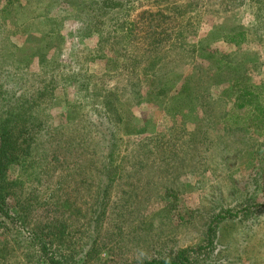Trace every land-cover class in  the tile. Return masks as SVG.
I'll list each match as a JSON object with an SVG mask.
<instances>
[{
	"label": "rangeland",
	"instance_id": "1",
	"mask_svg": "<svg viewBox=\"0 0 264 264\" xmlns=\"http://www.w3.org/2000/svg\"><path fill=\"white\" fill-rule=\"evenodd\" d=\"M103 1L0 0V116L32 125L0 264H264V128L236 106L240 80L264 100V0Z\"/></svg>",
	"mask_w": 264,
	"mask_h": 264
},
{
	"label": "trees",
	"instance_id": "2",
	"mask_svg": "<svg viewBox=\"0 0 264 264\" xmlns=\"http://www.w3.org/2000/svg\"><path fill=\"white\" fill-rule=\"evenodd\" d=\"M5 1L9 2V0H5ZM111 1L113 0H104L102 4L105 5L106 7H109L112 6ZM236 35L240 36L241 38L240 41H236L234 36H231L230 40L228 41L234 42L236 44H240L241 41L243 42L244 40L247 39L246 32L244 31H241ZM236 85L239 87L238 101H242L241 103H238L236 106H239L240 108H243L246 105L250 106L251 110L249 111V113L250 115L253 114L255 116L254 119H256V123L252 127L261 130L262 128H264V100L262 96V91L250 84H245L243 80L238 81ZM184 91L185 89L184 90L182 89V91L179 92V95L183 94ZM117 121L118 122L123 121L121 116L117 117ZM31 128L32 125H30V122H25L13 117L10 118L8 116L6 117L0 116V204L2 205L3 203L8 204L7 199L8 198L11 199V197L13 198V196L16 195L14 197H18V199L16 198L18 201L16 204L13 205H16V207L19 208L16 213L20 215L24 214L23 212L25 211L28 212L29 206L24 205L26 203H21L20 205L19 195L17 194L16 182L15 181L12 182V180L9 178L8 171L10 166L19 164L22 161L29 159L30 156L32 155L30 154V151H28L29 145H27V148L25 145L26 141H28L27 139L30 136L29 132L27 133V129H31ZM20 146H22L24 149H19ZM106 178L112 181L111 175L108 174L107 170H106ZM27 212H25V214H28ZM230 217L239 218L237 214H233ZM226 218L227 216L225 218L221 216L219 220L222 223V221H224ZM215 226L216 223L211 222V224L208 227L206 234V241L209 244H213L215 239L219 237V234L216 232ZM38 227H40L41 229H36L35 232L33 230L32 235L35 238L43 237L40 239V241L42 242L41 247L45 248L44 241L46 237L51 235L53 236L56 235L52 234L54 230H51L43 234L45 224L41 222L40 224L37 225V228ZM58 228L61 229V226ZM64 232L61 231L60 235H64ZM56 237L57 239H59L61 236L57 234ZM95 248L96 246L93 245L92 247H90L89 250H94ZM87 253L88 252H86V254L83 256L82 259L79 258L78 260L74 258L76 255H73V257H71L72 258L71 260L75 261V264L77 263L87 264L88 262V260H86ZM139 264H176V261H164V260L155 259V260H146V261L144 260L143 262H139Z\"/></svg>",
	"mask_w": 264,
	"mask_h": 264
}]
</instances>
